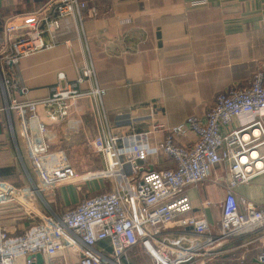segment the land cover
I'll return each instance as SVG.
<instances>
[{
  "label": "crops",
  "instance_id": "1",
  "mask_svg": "<svg viewBox=\"0 0 264 264\" xmlns=\"http://www.w3.org/2000/svg\"><path fill=\"white\" fill-rule=\"evenodd\" d=\"M80 2L86 18H64L55 33L44 32L49 46L10 64L7 60L11 48L2 51L5 24L11 20L20 25L17 32L29 31L28 24L45 15L55 17L56 3L0 0V181L17 187H32L39 181L32 170L27 135L39 132L41 123L47 126L45 139L50 149L65 153L73 165L81 166L82 156L92 157L93 139L107 129L105 114L108 125L122 133L134 125L139 131L154 130V122L174 125L188 115L204 117L220 91L231 84H247L262 66L264 0ZM90 64L96 78L80 81ZM60 72L66 75L64 81L81 94L71 104L68 115L52 121L47 101L62 83L58 79ZM97 86L105 90L101 103L91 94V88ZM29 102L37 103L36 116L16 107ZM135 117H144L145 121L137 124ZM251 120L252 115L240 117L232 128ZM161 136L159 131L149 133L151 142ZM194 138L190 133L178 140ZM150 160L155 162V168L172 166L164 154H153ZM100 185L95 181L80 190L76 184L65 182L36 193V202L43 212L59 215L85 195L98 192ZM187 190L193 208L178 216L175 226L163 229L158 238L165 243L184 235L190 239L194 236L192 226H176L191 214L205 215L211 229L219 230L221 203L227 194L224 168L217 167L209 179ZM234 190L238 198L264 206V173ZM24 202L33 204L26 199ZM34 208L39 211L37 206ZM35 220L18 202L0 205V229L9 235L22 233ZM253 237H261V231L243 240ZM238 243L229 252L234 257L241 255L232 260L241 258L240 264H258L259 251L251 253L250 245L238 248ZM143 254L141 261H145Z\"/></svg>",
  "mask_w": 264,
  "mask_h": 264
},
{
  "label": "built area",
  "instance_id": "2",
  "mask_svg": "<svg viewBox=\"0 0 264 264\" xmlns=\"http://www.w3.org/2000/svg\"><path fill=\"white\" fill-rule=\"evenodd\" d=\"M54 1L55 17L45 15L28 24L29 31L17 32L20 25L11 20L5 24L2 51L11 48L8 63L49 46L44 32L55 33L64 18H86L80 0ZM42 22L46 26L42 27ZM83 78H96L92 64L85 67L79 80ZM58 79L62 83L47 101L52 121L68 115L71 104L81 94L64 81V72L59 73ZM91 89L101 103L105 90L98 86ZM16 107L36 116V102ZM245 115H252V120L232 128L233 122ZM134 119L137 124L145 121L144 117ZM105 121L107 129L91 142L101 166L85 171L78 170L65 153L50 149L45 123L40 124L39 132L27 135L32 170L39 181L32 187L0 181V205L18 202L30 218L37 220L15 235L0 229V264H136L133 253L138 248L152 258L149 264H191L194 258L204 264L224 253L231 241L260 231L261 237L244 239L238 248L260 240L257 262L264 264V206L238 198L234 190L264 173V57L250 81L231 84L220 91L204 117L188 115L174 125L154 122V130L139 131L134 125L123 133L114 131L106 116ZM153 131L162 136L151 142L149 133ZM190 133L194 140H178ZM254 150L258 157L253 155ZM153 154L166 155L172 166L155 168V162L150 160ZM258 158L263 167L257 165ZM217 167L224 168L227 189L221 203L219 230L211 229L205 215L191 214L176 224L192 226L191 239L184 235L167 243L159 240L164 228L175 226L178 216L192 210L187 189L209 179ZM95 181L101 184L98 192L85 195L59 215L43 212L36 202V193L59 184L70 182L83 190L85 184ZM24 199L36 204L27 205ZM186 240L188 244L184 243ZM151 245L158 248L161 257Z\"/></svg>",
  "mask_w": 264,
  "mask_h": 264
},
{
  "label": "rangeland",
  "instance_id": "3",
  "mask_svg": "<svg viewBox=\"0 0 264 264\" xmlns=\"http://www.w3.org/2000/svg\"><path fill=\"white\" fill-rule=\"evenodd\" d=\"M91 91H92V89H91ZM104 116L107 117L106 114ZM144 127L145 126L142 124V128H144ZM91 155H92L91 158H88L86 156H82V158H81L82 159V163H81L82 165L81 166L80 165H76L77 167L75 165L74 166L77 169H78V167L79 168L81 167L80 170H82V171H85V170H88V169H91V168H94V167L101 166V164H100L101 161L99 160V158L96 155L93 154L92 151H91ZM86 162H88V163H86ZM83 166H85V167H83ZM256 176L257 175H255V177ZM98 190H99V188H98ZM39 202L41 203V201H39ZM14 203H16V202H14ZM242 241H243L242 238H237L235 241H233V242L231 241L230 243H228V245H227L228 249L226 251H224V254L229 252V249L233 247L232 245L234 243L239 242L238 244L240 245L241 243H243ZM261 246H262V243H261L260 240H258L256 242H253V244H251L249 246V248L251 250V253H256L257 254V252L259 251ZM247 247H245L244 249H246ZM244 252H246V250H244L242 253H244ZM143 253H144L143 249H141V248L136 249L135 252L133 253V259H134V262L136 264H149L152 261V258L145 253V261H144V263H142L140 258L144 256ZM230 253H232V252H229V253H227L225 255L222 253L223 255L220 254V256H218V257H213L210 261H206L204 264H237V263L240 264L241 258H239L240 261L239 260H237V261L236 260L235 261L232 260V259L236 258V256H238L240 253L238 255H236L235 257L230 255ZM194 259H193V262H191V264H200V262H198L196 260L194 261ZM247 264H254V263H252L251 261H247Z\"/></svg>",
  "mask_w": 264,
  "mask_h": 264
},
{
  "label": "bare ground",
  "instance_id": "4",
  "mask_svg": "<svg viewBox=\"0 0 264 264\" xmlns=\"http://www.w3.org/2000/svg\"><path fill=\"white\" fill-rule=\"evenodd\" d=\"M246 137H247V135H246ZM253 155H254L255 157H258V151L254 150V151H253ZM257 160H258V161H257V165H258L259 167H263V161H262L260 158H258ZM150 247L152 248L153 252H155L158 256H160V257L162 256V254H161V252L158 250V248H156L154 245H151Z\"/></svg>",
  "mask_w": 264,
  "mask_h": 264
}]
</instances>
